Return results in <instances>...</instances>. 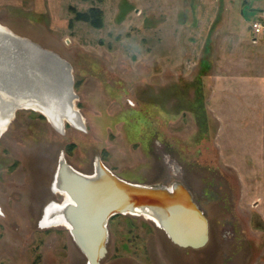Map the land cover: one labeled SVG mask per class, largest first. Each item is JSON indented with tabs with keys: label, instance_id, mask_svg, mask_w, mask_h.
I'll return each mask as SVG.
<instances>
[{
	"label": "rangeland",
	"instance_id": "obj_1",
	"mask_svg": "<svg viewBox=\"0 0 264 264\" xmlns=\"http://www.w3.org/2000/svg\"><path fill=\"white\" fill-rule=\"evenodd\" d=\"M92 7L99 28L76 18ZM254 21L264 25V0H0L2 25L70 63L85 117L62 133L21 108L0 137V264H86L68 229L44 222L63 199L52 186L61 153L87 173L100 157L127 180L181 182L208 219L207 243L192 248L121 214L101 264H264V29L254 40Z\"/></svg>",
	"mask_w": 264,
	"mask_h": 264
},
{
	"label": "water",
	"instance_id": "obj_2",
	"mask_svg": "<svg viewBox=\"0 0 264 264\" xmlns=\"http://www.w3.org/2000/svg\"><path fill=\"white\" fill-rule=\"evenodd\" d=\"M36 47L44 52L47 59L44 67L41 68V73H43L49 81L42 80L41 82H38L35 77H32V75L37 74L35 73L36 69L30 68L29 63H26L22 56V59L18 61L20 56L18 55L19 53L11 51L15 48L7 49V47H0V91H4L6 95L14 99L20 97L30 98L32 96L44 98L50 101L52 105H58L61 109L60 113L64 114V112L71 109L74 99L77 98L74 89L72 67L70 63L58 53L45 49L39 44H36ZM65 106H69V108L65 109ZM62 156H64V153H61L59 156L52 186L54 185ZM95 167L94 162V168ZM94 172L96 171L94 170ZM72 175L74 176L72 177L74 185H92L95 183L94 179H88V177H82L75 173ZM108 178L109 183H115H112L115 186V190L110 193L106 191V195L104 194L106 197H95L93 202H90V200H92L90 199L92 194L89 192L85 193V195L82 194V206H80V209L77 211L81 219L79 221L81 226L78 227V233L82 238L81 240H75V238H72L80 250L85 254L87 264L89 261H91L92 264H101V260L105 257L109 241V229L107 228L109 220L118 214L140 216L141 213L134 210L138 202L132 197V195L147 196L146 192H148L145 191L146 189L137 187L136 185L134 186V184L128 185L127 183L126 187L128 188H125L122 183L114 181L109 176ZM173 184L174 183L164 185L169 191L173 188ZM74 185L71 186L73 189L72 191L77 192L75 188L76 185ZM176 190H179V188H176L175 191ZM74 194L77 196L76 193ZM163 194L166 195L165 198H174V192L171 193L172 195H167L166 192L163 191ZM62 198V201H64L65 198L63 196ZM184 199L185 204L179 203L175 206L173 204L166 206L169 219L168 221H163L164 228L159 225L160 223L156 224L160 229H163L169 239L177 245L192 248L202 247L207 243L209 237L208 219L200 209L192 194L185 195ZM97 229L100 233V237L97 238L98 240H96V243H93L92 239L94 237L92 236L96 235ZM69 233L73 236L72 230H70Z\"/></svg>",
	"mask_w": 264,
	"mask_h": 264
},
{
	"label": "bare ground",
	"instance_id": "obj_3",
	"mask_svg": "<svg viewBox=\"0 0 264 264\" xmlns=\"http://www.w3.org/2000/svg\"><path fill=\"white\" fill-rule=\"evenodd\" d=\"M26 39L27 38L20 37L14 34L13 32H11V30L8 27L0 23V47L1 48L7 47V49L15 48L14 50L11 51H16L17 53H19L18 55L20 56L18 58V61L22 59L21 58L22 56L25 62L29 63L30 68L36 69L35 73L37 74L32 75V77H35L38 80V82H41L42 80L49 81L47 80L45 75L41 73V68L44 67L47 61L44 52L37 49L36 47L37 43H34L31 40L29 39L26 40ZM3 93L0 92V109H1L0 137L7 131L9 125L11 124V122L13 121L16 115V111L21 108H26L31 110L33 109L35 111L40 112L42 115L44 114L47 121L62 133L65 132V127L67 123L73 127H78V128L83 127L85 125V117L83 116V114L80 113L79 109L76 106L77 98L74 99L71 109L69 111L65 110L66 112H64V114H61L60 113L61 109L58 105H52L50 101L44 98H40L38 96H32L30 98L20 97L14 99ZM65 107H66L65 109L69 108V106H65ZM94 162L96 169L94 168L93 165V172L87 173L82 170H79L78 168L70 164L66 160V158L62 156L60 160L59 168L57 170L56 179L54 181L53 188L55 193H59L65 199L62 202H56V201L51 202L46 209V214L44 218L45 224L54 227L62 226L68 229L69 232L70 230H72L73 238H75V240H79V239L81 240L82 238L81 235L78 233V227L81 226L79 221L81 219L77 212L78 209H80V206H82V194L85 195V193L87 192L92 194V196L90 197V199L92 200H90V202L91 201L93 202L95 200V197L96 198L99 196L106 197L105 196L106 191L110 193L113 190H115L114 189L115 183L114 182H112L114 184L109 183L108 176L111 177L114 181L116 182L118 181L122 183L124 186L122 184L120 185H122L125 188H128L126 187L128 183V185L134 184V186L136 185L137 187L146 189L145 191H148L146 192L147 196L135 195V194L132 195V197H134L138 202L134 210L138 211V213H141L140 217L142 216L149 221L150 220L155 221L153 223L157 228H159V226H157L156 223H160L159 225L162 228H164L165 226L163 221L164 220L168 221L169 219L166 206L172 204L175 206L178 205L179 203L185 204L184 202L185 195L192 194L181 182L178 181L172 182L174 183L173 184L174 186L173 188H171V190L168 191V189L165 188L164 184L156 185V184L134 182L131 180H127L117 175L113 170H111L109 166H107V164H105L100 157H97ZM94 170L96 172H94ZM73 173L82 177H88V179H94L95 183L92 185L75 184L76 185L75 188L77 192L72 191L73 189L71 188V186L74 185V182L72 181V177H74L72 175ZM176 188H179V190L175 191ZM163 191L166 192L167 195L168 194L172 195L171 193L174 192V198L173 199L165 198L166 195L163 194ZM74 193H76L77 196H75ZM160 230H162L165 233L163 229ZM96 231H97L96 235L92 236L94 237L92 239L93 243H96L97 242L96 240H98L97 238L100 237L99 236L100 233L98 232V229ZM88 264H92V262L89 261Z\"/></svg>",
	"mask_w": 264,
	"mask_h": 264
},
{
	"label": "trees",
	"instance_id": "obj_4",
	"mask_svg": "<svg viewBox=\"0 0 264 264\" xmlns=\"http://www.w3.org/2000/svg\"><path fill=\"white\" fill-rule=\"evenodd\" d=\"M76 18L88 21L97 28L103 25V11L99 7H92L88 12H79L77 13ZM41 116L43 118L45 117L44 115ZM117 216H121V214L113 216L110 220Z\"/></svg>",
	"mask_w": 264,
	"mask_h": 264
},
{
	"label": "built area",
	"instance_id": "obj_5",
	"mask_svg": "<svg viewBox=\"0 0 264 264\" xmlns=\"http://www.w3.org/2000/svg\"><path fill=\"white\" fill-rule=\"evenodd\" d=\"M264 29V25L259 21H254L252 23V31H253V39L255 40L256 37H258Z\"/></svg>",
	"mask_w": 264,
	"mask_h": 264
}]
</instances>
